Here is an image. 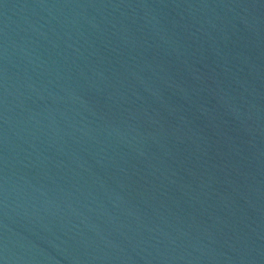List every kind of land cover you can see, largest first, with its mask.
Wrapping results in <instances>:
<instances>
[{"label": "water", "instance_id": "95a60500", "mask_svg": "<svg viewBox=\"0 0 264 264\" xmlns=\"http://www.w3.org/2000/svg\"><path fill=\"white\" fill-rule=\"evenodd\" d=\"M0 264H264V0H0Z\"/></svg>", "mask_w": 264, "mask_h": 264}]
</instances>
